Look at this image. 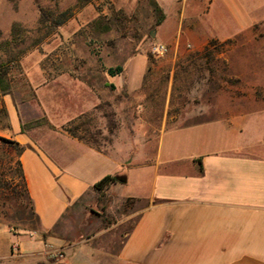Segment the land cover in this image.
I'll return each mask as SVG.
<instances>
[{"label": "crops", "instance_id": "0c3cea01", "mask_svg": "<svg viewBox=\"0 0 264 264\" xmlns=\"http://www.w3.org/2000/svg\"><path fill=\"white\" fill-rule=\"evenodd\" d=\"M195 10L232 16L228 35L219 26L189 44L197 50L264 24V0H186L175 12L183 24ZM4 101L9 127L3 135L26 146L20 161L40 230L14 231L0 222V264H264L263 110L163 129L155 158L135 164L136 145L125 142L139 137L142 145L141 136L103 132V140L117 141L88 145L66 132V124L25 127L38 118L29 104L10 96ZM108 175L124 179L96 190ZM113 193L140 206L131 227L102 226V216L92 217L89 228L67 239L61 225L67 213L84 202L104 201V207Z\"/></svg>", "mask_w": 264, "mask_h": 264}, {"label": "rangeland", "instance_id": "374dc122", "mask_svg": "<svg viewBox=\"0 0 264 264\" xmlns=\"http://www.w3.org/2000/svg\"><path fill=\"white\" fill-rule=\"evenodd\" d=\"M156 1L166 12L160 25L151 0H95L84 7L78 0H0V67L8 70L7 94L0 85V137L6 138L3 134L9 127L4 97L10 96L27 102L30 116L38 117L25 127H51L50 121L68 125L85 114L93 117V133L141 136L142 145L139 137L125 142L136 145L135 164H141L155 158L163 129L264 111V24L224 45L212 64L217 72L211 80L206 71L203 77L194 72L175 80L177 58L197 50L189 44L217 33L219 26L222 35H228L232 16L188 11L181 24L182 14L175 11L186 0ZM67 11L71 14L67 22L52 27V19ZM43 14L49 15L46 23L40 22ZM159 44L168 47L163 56L153 53ZM117 66L123 72L110 83L106 70ZM37 95L44 97L43 102ZM95 139L100 148L117 141ZM18 159L14 149L0 142V222L14 231L39 232L31 202L13 191H21ZM119 197L118 193L107 196L104 207L101 201L72 208L61 224L68 229L67 239L84 232L90 219L98 216L102 226L116 224L128 230L140 206Z\"/></svg>", "mask_w": 264, "mask_h": 264}, {"label": "trees", "instance_id": "16d2710c", "mask_svg": "<svg viewBox=\"0 0 264 264\" xmlns=\"http://www.w3.org/2000/svg\"><path fill=\"white\" fill-rule=\"evenodd\" d=\"M94 1L95 0H78L79 4L82 7L89 5ZM105 1L109 2V0H105ZM151 6L153 7L154 12L157 16V25L162 24V22L165 19V14L163 9L160 7V5L157 3L156 0H151ZM48 17H49L48 14H43L40 22L41 23L48 22L49 21ZM70 17L71 14H69L68 11L61 13L56 18L52 19V27H59L65 24ZM232 42H233L232 39L223 42H220L218 40H211L201 50L184 52L177 58L175 62V67H174L175 80H177L181 75L187 77L191 76V74H193L194 72L197 73L199 77H203L202 75L204 74L203 72L205 71L209 74L211 80L217 72L216 68L212 64L217 62V55L223 53L222 48L224 47V45L231 44ZM149 57L150 60L153 61L154 59L153 56L150 55ZM122 72H123L122 66H117L115 68L110 67L106 70V73H108L112 77L120 75ZM7 73H8L7 69L0 67V85L2 86L3 91L6 94L8 93L7 87L5 86V78ZM177 91H179V89ZM92 121H93V117L83 114L78 118H76L75 120H73L72 122L68 123V125H66L63 129L66 132H68L70 135L83 141L84 143L95 146V142H97V139L95 138L97 136H101L102 132L101 131H97L96 133L92 132L91 130ZM0 142H3L4 145H6L7 147L14 149L16 151L17 156L19 157V159L16 162V165H17V172L20 175L21 191H18L17 188H14L13 191L18 196L25 195L31 202L32 210L34 212L33 202L29 195L25 175L22 168V163L20 161V157L26 150V146L21 145L16 141L9 140L3 137H0ZM123 179L124 177L120 175H116V176L108 175L95 185V189L98 191H104L110 185L118 183ZM0 185H1V181H0Z\"/></svg>", "mask_w": 264, "mask_h": 264}, {"label": "built area", "instance_id": "2783aa9c", "mask_svg": "<svg viewBox=\"0 0 264 264\" xmlns=\"http://www.w3.org/2000/svg\"><path fill=\"white\" fill-rule=\"evenodd\" d=\"M168 52V47L163 44L156 45L153 48V53L159 56H163ZM53 258V257H52Z\"/></svg>", "mask_w": 264, "mask_h": 264}, {"label": "water", "instance_id": "95a60500", "mask_svg": "<svg viewBox=\"0 0 264 264\" xmlns=\"http://www.w3.org/2000/svg\"><path fill=\"white\" fill-rule=\"evenodd\" d=\"M152 35H154V34H152Z\"/></svg>", "mask_w": 264, "mask_h": 264}]
</instances>
